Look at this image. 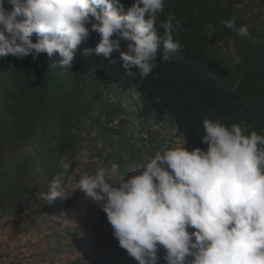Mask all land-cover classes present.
<instances>
[{"label":"trees","instance_id":"obj_1","mask_svg":"<svg viewBox=\"0 0 264 264\" xmlns=\"http://www.w3.org/2000/svg\"><path fill=\"white\" fill-rule=\"evenodd\" d=\"M120 2L127 11L134 0ZM169 12L181 25L173 36L183 48L168 61L157 57L158 67L143 79L132 67L116 81L109 65L124 68L119 52L107 59L84 54L99 42L95 32L78 46L69 71L49 68L58 53L0 57V222L11 221L15 236L37 238L28 259L9 264H138L76 182L82 173L116 164L109 179L115 183L171 147L173 136H161L152 123L174 131L189 151L207 150L204 119L229 127L245 122L246 135H264V0H165L157 14L160 36ZM232 18L237 28L248 26V36L225 27ZM127 44L121 40L120 50ZM62 158L71 163L65 194L48 205L38 193L62 171ZM165 255L159 248V264H166Z\"/></svg>","mask_w":264,"mask_h":264},{"label":"clouds","instance_id":"obj_2","mask_svg":"<svg viewBox=\"0 0 264 264\" xmlns=\"http://www.w3.org/2000/svg\"><path fill=\"white\" fill-rule=\"evenodd\" d=\"M164 4L134 0L125 11L120 0H0V57L31 54L36 59L46 53L51 58L58 53L60 59L49 68L69 71L78 46L95 32L99 42L84 54L107 59L119 52L124 68L109 65L116 81L121 83L132 67L143 79L158 67L157 57L168 61L183 48L174 39L181 25L171 12L162 24L163 36L158 34L157 14ZM223 23L242 37L249 35L248 26L237 28L235 18ZM114 35L118 38L112 39ZM121 40L128 42L126 51L120 50ZM161 44L164 52L159 55ZM152 124L161 136H173L167 138L171 147L115 183L109 179L116 164L111 170L82 173L76 182V189L106 213L119 247L138 264H159L161 247L166 264H264V135L255 130L246 135L245 122L229 127L204 119L207 150L189 151L185 144L179 146L174 131ZM59 167L62 171L47 191L38 193L45 204L64 197L71 163L62 158Z\"/></svg>","mask_w":264,"mask_h":264},{"label":"rangeland","instance_id":"obj_3","mask_svg":"<svg viewBox=\"0 0 264 264\" xmlns=\"http://www.w3.org/2000/svg\"><path fill=\"white\" fill-rule=\"evenodd\" d=\"M23 221L24 219L22 217L18 219L19 223ZM13 231V223H9L8 226L4 227L0 222V264H9L13 258L21 261L28 259V255L33 251L32 249L29 252L27 251L29 244L37 241L35 236H15ZM7 252L9 253L8 257L5 255Z\"/></svg>","mask_w":264,"mask_h":264},{"label":"built area","instance_id":"obj_4","mask_svg":"<svg viewBox=\"0 0 264 264\" xmlns=\"http://www.w3.org/2000/svg\"><path fill=\"white\" fill-rule=\"evenodd\" d=\"M11 224V223H10ZM6 225L8 226L9 225V222L6 220Z\"/></svg>","mask_w":264,"mask_h":264}]
</instances>
